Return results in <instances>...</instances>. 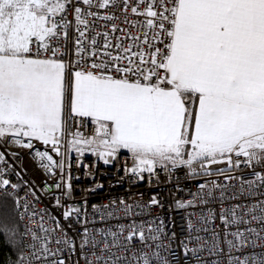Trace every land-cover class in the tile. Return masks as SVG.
I'll return each instance as SVG.
<instances>
[{
  "label": "snow or ice",
  "instance_id": "obj_1",
  "mask_svg": "<svg viewBox=\"0 0 264 264\" xmlns=\"http://www.w3.org/2000/svg\"><path fill=\"white\" fill-rule=\"evenodd\" d=\"M117 10L127 27L112 22L120 19ZM99 21L111 31L97 30ZM6 138L33 149L48 175L59 170L60 179L49 185L55 188L65 181L64 157L72 149L92 152L105 164L126 151L132 166L125 171L140 178L158 166L212 175L211 166L222 164L217 174L243 166L251 170L249 187L264 185V0H0V140ZM19 187L8 166L0 167V190L14 197L17 208L13 190ZM65 187L71 198L72 185ZM56 203L65 209L68 229L73 220L81 222L79 207L60 205L59 198ZM221 220L229 223L224 215ZM40 221L43 236L31 229L20 233L5 213L0 236L17 248L23 242L18 238L30 235L42 241L29 247L45 261L53 256L51 264H64L57 256L62 249L48 247L43 216ZM231 222H239L235 211ZM54 223L63 245L75 251V240ZM127 228L125 251L134 240L142 245L132 249L131 264H169L159 232L150 227L146 237L135 220ZM87 232L82 254L95 245ZM233 235L236 244L228 243L243 247L239 230ZM121 259L129 256H116L112 264ZM15 264L31 261L19 251Z\"/></svg>",
  "mask_w": 264,
  "mask_h": 264
},
{
  "label": "built area",
  "instance_id": "obj_2",
  "mask_svg": "<svg viewBox=\"0 0 264 264\" xmlns=\"http://www.w3.org/2000/svg\"><path fill=\"white\" fill-rule=\"evenodd\" d=\"M116 15L120 19L112 22L127 27L118 10ZM104 23L99 21L97 30L111 31L110 28H101ZM116 35H120L119 30ZM33 145L45 150V146L37 141H33ZM61 150L64 151L63 147ZM0 153L4 154V164L8 166L12 181L20 185L18 190H13L20 201L19 208L16 207L20 232L31 229L43 236L39 229L43 216V228L48 230L50 240L48 247L53 251L62 249L57 256L64 260V264H112L116 256H129V260L121 259L117 264H131L132 249L142 247L139 240H134L132 248L125 251L128 242L124 237L132 220L136 221L137 227L143 228L146 237L150 235V227L159 232L161 255L169 264H256L258 258L264 257V204L260 203L264 201V185L249 187L245 181L251 179V170L243 169V166L240 171L217 174L215 169L224 165H212V175H202L199 169L197 173H190L183 167L169 173L158 166L154 174L145 172L140 178L125 171L126 165L128 168L132 166L130 154L126 151L105 164L92 152L78 155L72 149L64 157L65 181L60 188H55L49 185L60 179L59 170L56 176L48 175L33 149L18 146L6 138L0 140ZM52 155L55 157V153ZM226 175L240 178L228 180ZM213 181L220 186L210 183ZM68 183L72 185L71 198L64 194ZM201 184L205 186L201 188ZM0 195L15 202L14 197L3 190ZM57 198L60 205H75L81 209V222L73 220L71 229L67 228L68 222L63 218L65 209L57 205ZM153 199L157 203H150ZM254 206L255 210L249 211ZM233 211L238 223L231 222ZM221 215L227 217V225ZM54 220L59 221L75 240V251L69 252L63 245V236ZM161 224L162 232L159 229ZM121 225H124L123 232ZM85 228L88 239H94L95 245L86 246L82 254L79 245ZM237 230L241 233L243 247H232L228 243L236 244L233 233ZM21 239L22 251L31 264H51L56 259L49 256L45 261L42 252L29 247L33 243L41 244V240L34 242L30 235ZM57 239L62 243L56 244ZM148 243L153 241L148 240Z\"/></svg>",
  "mask_w": 264,
  "mask_h": 264
},
{
  "label": "trees",
  "instance_id": "obj_3",
  "mask_svg": "<svg viewBox=\"0 0 264 264\" xmlns=\"http://www.w3.org/2000/svg\"><path fill=\"white\" fill-rule=\"evenodd\" d=\"M5 213L18 223L20 231L15 202L7 196L0 195V218H2ZM19 251H22V244H19L17 248H10L5 238L0 236V264H15Z\"/></svg>",
  "mask_w": 264,
  "mask_h": 264
}]
</instances>
